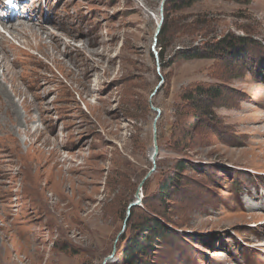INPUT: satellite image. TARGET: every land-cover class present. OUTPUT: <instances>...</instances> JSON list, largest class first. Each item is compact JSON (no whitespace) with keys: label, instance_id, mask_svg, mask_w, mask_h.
<instances>
[{"label":"rangeland","instance_id":"rangeland-1","mask_svg":"<svg viewBox=\"0 0 264 264\" xmlns=\"http://www.w3.org/2000/svg\"><path fill=\"white\" fill-rule=\"evenodd\" d=\"M161 1L45 0L56 62L0 25V264H264V0L173 3L155 57Z\"/></svg>","mask_w":264,"mask_h":264},{"label":"bare ground","instance_id":"bare-ground-1","mask_svg":"<svg viewBox=\"0 0 264 264\" xmlns=\"http://www.w3.org/2000/svg\"><path fill=\"white\" fill-rule=\"evenodd\" d=\"M159 8H160V5H159ZM158 14H159V10H158ZM26 22V21H25ZM158 24V23H157ZM9 25V24H8ZM27 25V24H26ZM26 25H24V24H21V23H18V24H16L14 27H11L10 26V28H8L7 26V31L9 32V33H11V32H14V31H16V30H21V31H24L25 33H27L28 32V34H30V36L34 39L33 41H35V43H37L38 44V46H39V44L43 47V49H44V52H45V56L46 57H49V58H52L53 59V61H57V54L60 52L59 51V47L58 46H56V45H54V43L52 44V43H50V45H46L45 46V44L43 43V41H42V38H43V36H42V34L43 33H47L48 32V30L46 29V28H44L43 26H39L38 27V31H40V33L38 34L35 30H34V28L33 27H30V26H26ZM31 25V24H30ZM5 27V28H6ZM15 33L16 32H14V35H15ZM45 33V34H46ZM13 34V33H12ZM19 34V33H18ZM2 36V35H1ZM12 36V35H11ZM20 36V35H19ZM25 37H26V35H25ZM12 38L13 39H16V37L15 36H12ZM27 38V37H26ZM56 38V36H54V34H52V33H47V37H45V39H50L51 41H53V42H56L55 40H57V43H58V45H62V47L64 48V49H68V48H70V50H72V45L70 44V43H66V42H61V39L59 40V39H55ZM44 39V38H43ZM27 40V39H26ZM32 40V39H31ZM6 43H8L5 39H3L2 37H0V45H2V44H6ZM11 45V44H10ZM6 45H4V47H5ZM71 46V47H70ZM9 47V46H8ZM12 47H13V45H12ZM31 47V46H30ZM40 47V46H39ZM40 49V48H39ZM38 49V50H39ZM3 50V49H2ZM13 50L15 51V50H18L17 48H15V47H13ZM41 50V49H40ZM13 51V52H14ZM47 51V52H46ZM49 51V52H48ZM0 52H3V51H0ZM12 52V51H11ZM66 52V51H65ZM43 53V52H42ZM71 53H73V51L71 52ZM1 54V53H0ZM21 54V53H20ZM23 54V53H22ZM26 54V53H25ZM6 55V54H5ZM13 55H15V54H13ZM43 56V55H42ZM2 57H4V55L2 56ZM36 60V59H35ZM2 61V60H1ZM5 61V60H4ZM38 62V61H37ZM59 62H61V61H59ZM1 63V62H0ZM36 63V62H35ZM54 63V62H53ZM64 63V62H63ZM13 65H15L16 64V62H13L12 63ZM41 67H42V65H41ZM8 73V72H7ZM88 74V73H87ZM35 78V77H34ZM87 78V77H86ZM40 79V78H39ZM34 80V79H33ZM23 81V80H22ZM51 82V81H50ZM53 82V81H52ZM10 83V82H9ZM3 85V84H2ZM45 85V83L44 84H41V85H30L29 87H28V89H31V88H34L35 90H36V92L37 91H40V89H42V87ZM13 86V81L11 82V87ZM59 86V85H58ZM13 88V87H12ZM15 88V87H14ZM16 89V88H15ZM14 89V90H15ZM17 89H18V87H17ZM47 90V87L45 88V87H43V90ZM13 90V89H12ZM35 92V97L38 99L39 98V96H40V93H36ZM43 92V91H42ZM0 93L1 94H3L4 95V97H5V100L7 101V103L8 104H11V105H13V99H12V97L10 96V94L9 93H7V92H5V88L3 87V86H1L0 85ZM20 93H21V91H20ZM19 93V94H20ZM21 97V96H20ZM23 98V97H22ZM5 101V102H6ZM15 102V101H14ZM35 102V101H34ZM28 103H30V102H28ZM27 103V105L29 106V104ZM24 104V103H23ZM23 104H21L22 105V107H23ZM32 104V103H31ZM30 104V105H31ZM40 105V104H39ZM27 106V107H28ZM7 107V106H6ZM39 107V106H38ZM25 108H26V106H25ZM24 108V109H25ZM6 110V109H5ZM1 111V110H0ZM14 111H17V110H14ZM2 113V112H1ZM8 113V112H7ZM4 114V113H3ZM16 115V117H17V114H15ZM14 115V116H15ZM4 117V118H3ZM7 117V118H6ZM6 117L4 116V115H1L0 114V132H3L4 130H5V128L7 127V123L9 124L10 123V120H12V119H10L9 120V116H8V114H6ZM6 119H8V120H6ZM7 121H9V122H7ZM7 122V123H6ZM15 123V122H14ZM14 123H10L12 126L14 125ZM10 125V126H11ZM36 131V130H35ZM5 132H6V130H5ZM27 135V134H26ZM8 136V135H7ZM11 136V135H10ZM2 142V140L0 141V143ZM9 142H11V141H9ZM7 143V142H6ZM1 144H3V143H1ZM9 144H11V143H9ZM5 146H7V145H5ZM8 147V146H7ZM11 147V146H10ZM4 148V147H3ZM13 148V147H12ZM10 149V148H9ZM9 151V150H8ZM13 152V151H12ZM10 153V152H9ZM151 154H152V151H151V153H150V156H151ZM5 173V172H4ZM6 175V174H5ZM4 176V175H3Z\"/></svg>","mask_w":264,"mask_h":264},{"label":"water","instance_id":"water-1","mask_svg":"<svg viewBox=\"0 0 264 264\" xmlns=\"http://www.w3.org/2000/svg\"><path fill=\"white\" fill-rule=\"evenodd\" d=\"M168 0H162L161 3H160V8H159V22L156 26V29H155V33H154V37H155V44H156V38L158 37L159 33H160V30H161V26L163 24V7H164V4L167 2ZM156 57H157V54H156ZM158 67V66H157ZM159 87L160 85H157L156 88L154 89L153 93L151 94V97L154 96L157 91L159 90ZM155 112H156V117L154 119V122L152 124V131H153V147H152V154L150 156V161H151V169L148 171V173L145 175V177L142 179V181L140 182V184L138 185L136 191H135V194H134V200L128 205L127 207V210H126V213H125V219H124V224H123V228H122V231H121V234L124 232L125 228H126V225H127V221L130 217V214H131V210L135 207H138L141 202H142V198H143V195H142V188H143V185L144 183L150 178V176L155 172L156 170V161H157V157L159 155V148H158V145H157V137H156V132H157V129H156V122H157V119L159 118V115H160V112L156 109H153ZM119 234V236L121 235ZM118 236V238H119ZM118 241V239H116L115 243ZM115 247L113 248L110 256H108L102 264H106L109 260H112L114 259V255H115Z\"/></svg>","mask_w":264,"mask_h":264},{"label":"trees","instance_id":"trees-1","mask_svg":"<svg viewBox=\"0 0 264 264\" xmlns=\"http://www.w3.org/2000/svg\"><path fill=\"white\" fill-rule=\"evenodd\" d=\"M199 0H168L165 4H164V7H163V11L165 14L164 16V21H163V24L161 26V30H160V33L158 35V39H157V44L160 45V41H159V38L160 36L162 37V35H164V33H166L165 31V25H166V20L168 19V11L170 10V6L173 5V3H177L178 6L180 9L185 7V8H189L191 7L194 3L198 2ZM194 32H190V34H193ZM234 43L232 41L230 42H221L220 44L216 45L214 48H216L215 50H224L226 51L227 49L229 48H233L232 45ZM159 48L160 49V52H158V58H159V61L162 62L164 60V54H163V48L160 46ZM180 55L182 56V53H180ZM183 58V57H181ZM190 58H202V55L199 54V52L195 53V55H190V56H186V59H190ZM157 129V127H156ZM156 164H157V161H156ZM178 164V167H180V169L182 168V166H184V163L183 162H179L177 163ZM143 189V188H142ZM168 191V189L166 188H163L162 190V194L164 195V192L166 194V192ZM126 213V212H125ZM131 215H132V210H131V214H130V217L128 219V221L130 220L131 218ZM127 221V223H128ZM155 222V225L158 226V227H161V225L156 222V221H153ZM144 251L143 249L140 247V245H137L136 243L130 247L129 251L126 253V261H129L131 262V264H133L135 261L133 259V255L134 254H143ZM144 255V254H143Z\"/></svg>","mask_w":264,"mask_h":264},{"label":"snow or ice","instance_id":"snow-or-ice-1","mask_svg":"<svg viewBox=\"0 0 264 264\" xmlns=\"http://www.w3.org/2000/svg\"><path fill=\"white\" fill-rule=\"evenodd\" d=\"M6 3H8L10 5L13 3V0H6Z\"/></svg>","mask_w":264,"mask_h":264}]
</instances>
